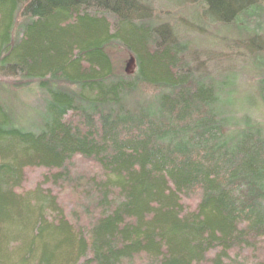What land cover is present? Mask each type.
Listing matches in <instances>:
<instances>
[{"label": "trees", "instance_id": "obj_1", "mask_svg": "<svg viewBox=\"0 0 264 264\" xmlns=\"http://www.w3.org/2000/svg\"><path fill=\"white\" fill-rule=\"evenodd\" d=\"M184 1L247 38L264 111V38L246 35L264 0ZM152 12L149 0H0V76L41 96L19 115L0 94V264H264L245 260L264 250V121L214 77L189 75L187 44ZM113 43L131 80L114 74ZM140 85L157 94L130 109ZM31 168L48 175L21 191ZM46 185L70 190L80 213L70 220Z\"/></svg>", "mask_w": 264, "mask_h": 264}, {"label": "rangeland", "instance_id": "obj_2", "mask_svg": "<svg viewBox=\"0 0 264 264\" xmlns=\"http://www.w3.org/2000/svg\"><path fill=\"white\" fill-rule=\"evenodd\" d=\"M183 1L149 0L153 11L151 14L153 24L155 26L168 24L177 29L180 40L187 44L184 60L190 66L189 75L196 77L209 74L211 77H214V82L222 84L220 87L224 92L230 89L236 98H247L250 102L249 114L258 121H264V111L262 108L260 109L256 106L257 103L254 100L256 83L261 78L251 75L247 71V64L251 56L245 46L247 38L243 39L244 35L240 37L234 25L225 30L207 25L205 20L199 16L203 6L197 4L191 5L185 1L182 4ZM256 22L259 25L257 27L251 25L248 29L249 34L247 32L246 35H252L253 33L262 35L258 37L264 38V17L259 20L257 19ZM238 25L246 27L247 23L244 24V19H242ZM260 38H257L256 42ZM256 46L255 44L254 48ZM108 53L111 60H113L114 74L131 80L136 70L130 53L115 43L109 47ZM6 79L0 78V94L8 107L15 111H13L14 113L22 115L25 114V111L36 110L39 107L41 96L38 92H35L34 86L29 88L31 92L21 93V88L19 91L14 89L13 82ZM9 93H12L14 98L9 97L11 95ZM156 94L157 90L155 88L140 85L135 92L127 97L125 105L130 109H134L141 101L153 98ZM76 165L81 170H87L91 175L97 174L96 168L89 162L83 161L82 164L76 163ZM76 165L74 166L77 167ZM71 174L75 176L72 171ZM47 175L48 173L43 169H27L21 191L33 189ZM46 187L52 190L53 194L57 195L60 206L64 209L70 220L73 219L72 212L80 213L82 202H73L72 199L74 198L70 190L65 187L53 188L51 185H46ZM197 200L196 196L190 199H183L185 208L189 210L193 209ZM89 209L91 208L89 207ZM244 254H241V258ZM247 255H251V253H247ZM257 255L258 257L245 256V260L254 261V258H256V261L264 263V250L261 253H257Z\"/></svg>", "mask_w": 264, "mask_h": 264}, {"label": "bare ground", "instance_id": "obj_3", "mask_svg": "<svg viewBox=\"0 0 264 264\" xmlns=\"http://www.w3.org/2000/svg\"><path fill=\"white\" fill-rule=\"evenodd\" d=\"M0 75H1V74H0ZM0 78H1V76H0ZM21 93H26V92L22 90ZM9 94H11L9 97H12V93H9Z\"/></svg>", "mask_w": 264, "mask_h": 264}]
</instances>
